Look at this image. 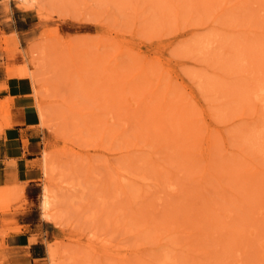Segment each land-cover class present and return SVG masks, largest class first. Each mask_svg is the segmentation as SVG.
<instances>
[{"label": "rangeland", "instance_id": "obj_1", "mask_svg": "<svg viewBox=\"0 0 264 264\" xmlns=\"http://www.w3.org/2000/svg\"><path fill=\"white\" fill-rule=\"evenodd\" d=\"M10 7L0 77L30 78L42 138L0 186V264H264V0Z\"/></svg>", "mask_w": 264, "mask_h": 264}, {"label": "crops", "instance_id": "obj_2", "mask_svg": "<svg viewBox=\"0 0 264 264\" xmlns=\"http://www.w3.org/2000/svg\"><path fill=\"white\" fill-rule=\"evenodd\" d=\"M0 82H3L0 98H11L12 111L17 117V122L0 131V186L9 184V180L29 185L40 175L42 138L33 85L28 77H0ZM9 238L20 246L38 245L36 241L29 245V235L24 232L12 233ZM41 258L44 252L32 256L33 260Z\"/></svg>", "mask_w": 264, "mask_h": 264}, {"label": "bare ground", "instance_id": "obj_3", "mask_svg": "<svg viewBox=\"0 0 264 264\" xmlns=\"http://www.w3.org/2000/svg\"><path fill=\"white\" fill-rule=\"evenodd\" d=\"M46 187H44V189H45ZM47 189V188H46ZM46 189L45 190H43V199H42V210L43 211H45L47 208H48V205L50 204L49 203V198H48V195H47V192H46ZM49 194V193H48ZM49 207H50V205H49ZM49 211V210H48ZM46 212V211H45ZM48 213V212H47ZM44 214V213H43ZM50 214H47V216H49ZM52 216V215H51ZM50 217V216H49ZM48 217V218H49ZM44 218H45V216H44ZM47 218V219H48ZM50 218H52V217H50ZM55 218V217H54ZM51 220V219H50ZM49 220V221H50ZM51 221H53V220H51ZM55 221V220H54ZM57 221V220H56ZM53 223H55V222H53ZM59 223V222H58ZM58 223H55V224H58ZM54 245V244H53ZM55 250V249H54ZM54 250L51 248V247H47V253H48V259H49V261H50V264H65V262H62V261H56L55 260V252H54ZM68 264H78V263H76V262H74V261H69L68 262Z\"/></svg>", "mask_w": 264, "mask_h": 264}, {"label": "clouds", "instance_id": "obj_4", "mask_svg": "<svg viewBox=\"0 0 264 264\" xmlns=\"http://www.w3.org/2000/svg\"><path fill=\"white\" fill-rule=\"evenodd\" d=\"M25 2H27V0H25ZM10 3H11V0H8L9 8H11ZM12 15H14V13H12ZM7 22L15 23L14 19L12 21H7Z\"/></svg>", "mask_w": 264, "mask_h": 264}]
</instances>
